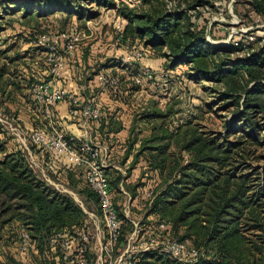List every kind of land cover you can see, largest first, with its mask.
<instances>
[{"label":"rangeland","instance_id":"obj_1","mask_svg":"<svg viewBox=\"0 0 264 264\" xmlns=\"http://www.w3.org/2000/svg\"><path fill=\"white\" fill-rule=\"evenodd\" d=\"M55 4L57 0H0L1 137L7 150L22 151L39 177L71 196L75 205L83 210L81 224L91 235L93 263L105 264L104 255L100 257L105 229L100 220L98 197L86 181V170L69 168L63 157L43 150L32 139L36 129L45 133L64 131L57 107L51 116L45 112L44 99L56 86L70 89L84 102L96 97L102 106L104 103L106 112L122 115L126 123L134 116L132 123L139 140L153 127L163 126L172 132L182 124L192 123L206 133L219 135L223 143L225 139L231 142L224 145L232 150L227 168L238 176L245 175L248 195L254 206L261 203L258 211L264 222V124L261 123L264 120H259V132L254 138L242 128L227 133L231 117L237 115L242 106L234 103L233 98H223L224 85L194 71L190 63L170 66L164 54L167 48L159 50L147 44L143 36L129 28V20L122 13L123 8L133 13L187 10L207 41L222 53L216 55V63L224 58L223 63L227 64L228 60L258 52L264 57V0H109L108 5L92 0H71L66 9L56 8ZM76 32L81 39L74 52L69 53L66 38ZM101 74L117 77V88L103 84ZM77 84L85 89L76 92L72 88ZM102 92L122 104L109 102L106 96H101ZM75 117L78 119L75 121L81 123L80 116ZM236 122L242 127V119ZM94 124L98 123L91 122V128ZM80 137L96 141L94 131ZM125 138L127 134L121 135L114 147L120 168L109 170L113 193L128 219L144 220L149 205L137 200L139 191L156 188L165 172L150 164L145 155L133 164L132 160L127 161L133 159L134 150L124 159L121 142ZM110 139L109 135H104L102 144L110 145ZM164 143L182 163L191 158L190 152L177 146L175 137L166 138ZM170 174L171 181L175 171ZM119 175L122 177L118 180ZM254 214L253 223L258 217L257 212ZM126 227L130 230V225ZM261 227L248 228L241 222L242 232L252 246L251 257H254V248L258 264H264V228ZM174 232L191 244L206 242L209 248H217V238L209 241L206 235L189 236L183 226L175 228ZM13 233L8 225L0 228V264H22ZM122 247L123 243L115 247L114 257L121 254ZM55 256L50 260H55ZM34 257L39 263L45 261L40 249L35 251ZM230 264H234L233 260Z\"/></svg>","mask_w":264,"mask_h":264},{"label":"trees","instance_id":"obj_2","mask_svg":"<svg viewBox=\"0 0 264 264\" xmlns=\"http://www.w3.org/2000/svg\"><path fill=\"white\" fill-rule=\"evenodd\" d=\"M57 1L58 4L54 5L56 8L66 9L71 0ZM92 1L99 5L109 4V0ZM122 13L129 20V28L143 36L147 44L159 50L167 48L164 54L169 58L170 66L190 63L194 71L204 73L224 85L223 98H233L234 103L242 106L240 112L231 117L227 133L242 128L253 138L257 135L259 120H264V57L261 52L228 60L227 64L223 63L224 58L216 63V55L222 53L216 50L217 46L207 41L203 30L196 27L189 11L167 12L163 9L154 13H133L123 8ZM107 114L101 121L110 118L109 128H120L115 125L116 121L111 120L114 116ZM238 119L243 120L242 127L237 126ZM261 123L264 124V121ZM1 133L0 126V228L8 225L14 232L19 263L24 262L20 249V233L23 229L31 232L41 253L49 252V259L55 256L53 253L59 254L58 259L62 262L61 251L49 246L48 236L63 231L80 242L79 231L84 230L81 224L84 212L75 205L71 196L39 177L22 151L7 150ZM169 137H175L177 146L190 152L191 158L184 163L179 161L175 153L169 151L170 146L164 143ZM137 140V134L130 135L126 155ZM230 143L226 139L223 143L219 135L206 133L192 123L182 124L172 132L163 126L153 127L148 135L141 138L132 160L133 164L141 155H145L150 164L165 172L156 188L152 189L153 198L140 196L137 200L149 205V212L156 213L158 218L171 221L174 237L186 240L174 232L175 228L183 226L189 236L206 235L209 241L218 239L215 250L209 248L206 242L195 244L204 246L207 255L192 264H230L232 260L234 264H258L254 248V257H251L252 246L242 232L241 222L248 228L261 227L264 224L258 211L261 203L253 205L245 175L238 176L227 168L232 150L230 146L224 145ZM106 171L111 179L109 171ZM172 171H175V176L170 181ZM121 177L119 175L116 179ZM114 202L122 219L121 239H125L133 224L122 212L115 196ZM256 212L258 217L253 223V213L256 215ZM129 225L130 230H127L126 226ZM141 264L183 263L159 251H149L141 256Z\"/></svg>","mask_w":264,"mask_h":264},{"label":"built area","instance_id":"obj_3","mask_svg":"<svg viewBox=\"0 0 264 264\" xmlns=\"http://www.w3.org/2000/svg\"><path fill=\"white\" fill-rule=\"evenodd\" d=\"M193 17V16H192ZM79 33L67 35L65 47L69 53H73L80 41ZM141 55L137 53V57ZM58 74L59 71H56ZM101 82L105 85H114L117 88L118 78L109 75H100ZM140 81V79H137ZM45 112L48 116L53 114L54 107L60 101L69 103V113L80 116L81 125L86 129L91 127V122L99 123L102 119V111L96 97L84 102L80 96L63 86H56L51 95L45 99ZM33 141L43 150L63 157L69 168L84 167L86 181L96 193L101 213V222L104 225L105 235L101 241L102 254L105 264H141V256L145 252L159 251L168 257L183 264H192L201 257L207 255L204 246H197L187 240L174 237L171 233L172 223L166 219L152 218L132 220L133 227L125 239L122 236V219L114 202V193L111 179L106 171L105 162L101 158L100 146L92 138L77 137L64 131H52L45 133L36 129L32 133ZM146 196L153 198V190L146 191ZM79 239L70 237L63 231L53 232L48 236L49 246L59 248L63 261L60 262L48 258V254L41 253L43 263H39L34 253L39 248L38 242L31 232L23 229L20 233V249L24 257L23 264H94L92 258L91 235L85 230L79 231ZM123 243L122 252L114 257L112 252L117 245ZM54 258V257H51ZM48 259V260H46Z\"/></svg>","mask_w":264,"mask_h":264},{"label":"crops","instance_id":"obj_4","mask_svg":"<svg viewBox=\"0 0 264 264\" xmlns=\"http://www.w3.org/2000/svg\"><path fill=\"white\" fill-rule=\"evenodd\" d=\"M126 84L129 85L128 82ZM90 85L91 84H89V86ZM69 86H71L70 83H69ZM91 86H96V85H91ZM72 89L77 92V91H79L81 89H85V88L81 84H77V85H73ZM120 92H122L121 89H120ZM84 94H86V92L83 90V95ZM101 96L103 98H105V96H106L108 101L111 102V103L122 104L121 103L122 101H118L114 97H113V99H114L113 100L109 96L105 95V92H102ZM99 104H100L101 109L103 110L102 111V117L104 115H106L107 113L108 114L111 113V112H106L105 111L104 103H103V106H102V102L99 101ZM56 107L58 109V117L61 116V118H62V121H63V123L61 122L62 129L64 130L65 133L80 137V136H83L84 134H88L90 131H91V133L94 131V137L96 139V143L100 146L101 158L105 162L106 169L109 171L110 169H113V168H117V169L120 168V166L118 165L119 164L118 163V159H116L114 157V154H115L114 147H116V145L119 143V140L121 139V138L119 139V137L121 135H123V134L124 135L127 134V139L125 138L121 142V144H122L121 152H122V154L126 155V150L128 148L130 135L133 136V135L137 134L134 131L135 130V126L132 123L133 120H134V118H133L134 116H132V118L129 120V123H126V121L123 120V116L122 115H120V114H112L111 113V115L114 116L113 118H111V120L113 119L114 121H116L117 123H115V125L120 126V128H116V127L113 126L115 129L114 128L110 129L109 128L110 125L108 124L110 118H105L103 121H100V123L94 124L92 128L89 127V128L85 129L81 125V123H78V122L75 121V119L78 120L77 117H75V116H73V115H71L69 113V107H68V103L66 101H60L56 105ZM103 122H104V125L102 124ZM104 135H109V137L111 138L110 139V143H109L110 145L102 144V143H104L103 141H105V140H103ZM98 138H100L101 139L100 141H102V142L97 140ZM138 141L141 142V140H137L136 142H138ZM134 146H136V143H135ZM139 146H140V143H139L138 147H132L131 151L134 150V155H135V152H137V150L139 149ZM129 155H130V153L128 155H126L124 159H126L127 157H130ZM133 158H134V156H133ZM131 160H133V159H130V158L127 159V161H130V162H131ZM146 191H148L146 188L144 189V191L143 190L139 191V195L138 196L139 197L140 196H142V197L146 196ZM157 217H158V215L156 213L148 212L147 215H146L147 219H152V218H157Z\"/></svg>","mask_w":264,"mask_h":264}]
</instances>
